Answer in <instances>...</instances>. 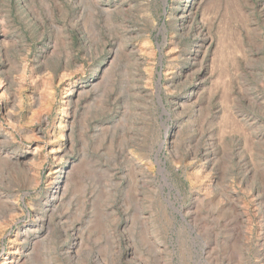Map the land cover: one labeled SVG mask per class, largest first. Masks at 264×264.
<instances>
[{
  "label": "rangeland",
  "instance_id": "1",
  "mask_svg": "<svg viewBox=\"0 0 264 264\" xmlns=\"http://www.w3.org/2000/svg\"><path fill=\"white\" fill-rule=\"evenodd\" d=\"M0 264H264V0H0Z\"/></svg>",
  "mask_w": 264,
  "mask_h": 264
},
{
  "label": "bare ground",
  "instance_id": "2",
  "mask_svg": "<svg viewBox=\"0 0 264 264\" xmlns=\"http://www.w3.org/2000/svg\"><path fill=\"white\" fill-rule=\"evenodd\" d=\"M36 244V243H35Z\"/></svg>",
  "mask_w": 264,
  "mask_h": 264
}]
</instances>
